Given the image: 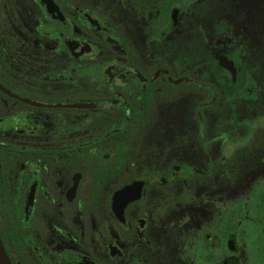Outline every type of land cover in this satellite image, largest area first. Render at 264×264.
<instances>
[{"label": "flooded vegetation", "instance_id": "1", "mask_svg": "<svg viewBox=\"0 0 264 264\" xmlns=\"http://www.w3.org/2000/svg\"><path fill=\"white\" fill-rule=\"evenodd\" d=\"M260 181L264 0H0L11 264H264Z\"/></svg>", "mask_w": 264, "mask_h": 264}, {"label": "rangeland", "instance_id": "2", "mask_svg": "<svg viewBox=\"0 0 264 264\" xmlns=\"http://www.w3.org/2000/svg\"><path fill=\"white\" fill-rule=\"evenodd\" d=\"M221 62H223V63H226V61L225 60H221ZM228 64V63H227ZM260 116V119H261V116L262 115H259ZM259 119V120H260ZM258 120V121H259ZM262 155L261 154H259L258 155V157H257V160H256V163H258V161L260 160V157H261ZM262 161H260V163H261ZM255 164V161H252L251 163H249V166H245L244 168H243V171L244 170H246L247 168H249V167H252L253 165ZM254 167V166H253ZM257 187H258V192H264V181H260V183H258V185H257ZM256 187V188H257Z\"/></svg>", "mask_w": 264, "mask_h": 264}, {"label": "water", "instance_id": "3", "mask_svg": "<svg viewBox=\"0 0 264 264\" xmlns=\"http://www.w3.org/2000/svg\"><path fill=\"white\" fill-rule=\"evenodd\" d=\"M0 264H11L1 241H0Z\"/></svg>", "mask_w": 264, "mask_h": 264}]
</instances>
